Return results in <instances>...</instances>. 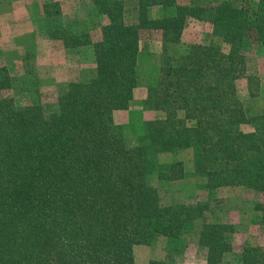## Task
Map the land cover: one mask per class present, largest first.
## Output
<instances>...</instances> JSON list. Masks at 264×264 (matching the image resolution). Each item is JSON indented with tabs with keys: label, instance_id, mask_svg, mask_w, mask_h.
Returning <instances> with one entry per match:
<instances>
[{
	"label": "trees",
	"instance_id": "obj_1",
	"mask_svg": "<svg viewBox=\"0 0 264 264\" xmlns=\"http://www.w3.org/2000/svg\"><path fill=\"white\" fill-rule=\"evenodd\" d=\"M91 2L106 18L97 39L68 27L50 33L66 48L90 46L95 63L94 72L61 86L55 107L44 95L17 105L6 94L9 67L0 65V264H136V244L165 237L178 250L218 188L264 194V131L244 130L251 121L238 91L247 48L264 45V0H139L131 24L126 0ZM50 4L46 16L60 12ZM158 6L163 11L154 15ZM189 20L210 22L227 48L192 43L172 55L169 47L181 42ZM149 31H161L164 59L145 105L162 115L146 120L133 140L114 113L134 98ZM181 149L192 150L208 196L166 204L151 178H182V161H157ZM233 231L229 223L204 222L207 264H232L224 256ZM238 259L264 264V246L247 242Z\"/></svg>",
	"mask_w": 264,
	"mask_h": 264
},
{
	"label": "rangeland",
	"instance_id": "obj_2",
	"mask_svg": "<svg viewBox=\"0 0 264 264\" xmlns=\"http://www.w3.org/2000/svg\"><path fill=\"white\" fill-rule=\"evenodd\" d=\"M206 1L214 3L222 0ZM46 3H51V10L57 3L60 12L46 16ZM134 8L133 0L126 4V21L130 24L138 22ZM162 11L158 7L153 13L160 15ZM105 22L106 18L97 13L91 0H0V65H7L12 75V85L6 94L12 95L20 106L37 101L44 95V101L50 106L48 108L53 107L61 86L94 72L95 63L90 46L66 48L59 39L51 36V31L68 27L80 33L89 31L97 39ZM207 24L211 25L210 22ZM207 24L200 25L189 20L181 42L171 44L170 53L179 56L192 43L214 44L226 49L221 38L211 32L208 35ZM148 33L144 34L141 42L139 80L134 98L127 109L114 113L115 123L122 126L125 135L133 140L146 120L162 115L145 105L148 86L159 76L164 59L161 31ZM246 52L247 75L238 80V91L251 122L243 127L246 131L254 130V127L264 131V45L248 47ZM157 161H182L185 169L184 176L175 180L160 181L157 175L152 176L151 183L159 188L164 203H195L208 196L203 188V175L194 169L191 149L160 153ZM215 196L210 200V209L196 220L193 230L184 236L178 250L170 249L165 237L151 244H136V264H152L155 261L161 264H207V248L200 243L205 221L233 226V249L225 254L224 263L238 264V257L247 242L264 246V194L232 185L218 188Z\"/></svg>",
	"mask_w": 264,
	"mask_h": 264
},
{
	"label": "crops",
	"instance_id": "obj_3",
	"mask_svg": "<svg viewBox=\"0 0 264 264\" xmlns=\"http://www.w3.org/2000/svg\"><path fill=\"white\" fill-rule=\"evenodd\" d=\"M131 2H132V0H130ZM129 0H126V4H129V2H130ZM200 1V0H199ZM133 2H134V5H135V8H134V10L136 11V13L138 14V2H139V0H133ZM159 8H161L160 6H158ZM155 8H157V7H155ZM207 22L208 21H202V22H200V21H195V23L196 24H200V25H203V24H207ZM211 24V23H210ZM207 26V28H208V35L210 34V32L212 33V31H211V26H212V24L211 25H206ZM213 34V33H212Z\"/></svg>",
	"mask_w": 264,
	"mask_h": 264
}]
</instances>
